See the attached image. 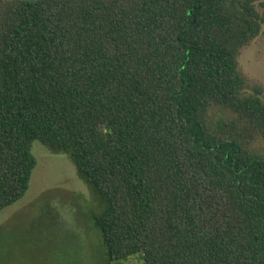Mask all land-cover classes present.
Here are the masks:
<instances>
[{
	"label": "trees",
	"instance_id": "16d2710c",
	"mask_svg": "<svg viewBox=\"0 0 264 264\" xmlns=\"http://www.w3.org/2000/svg\"><path fill=\"white\" fill-rule=\"evenodd\" d=\"M262 5L0 0V212L38 140L99 196L108 264H264V90L239 61Z\"/></svg>",
	"mask_w": 264,
	"mask_h": 264
},
{
	"label": "rangeland",
	"instance_id": "374dc122",
	"mask_svg": "<svg viewBox=\"0 0 264 264\" xmlns=\"http://www.w3.org/2000/svg\"><path fill=\"white\" fill-rule=\"evenodd\" d=\"M259 11L264 15V5ZM239 61L250 85L264 90V27ZM211 114L214 128L234 116L220 106ZM250 146L262 152L264 139ZM33 153L38 162L27 193L0 212V264H108L107 243L93 219L102 207L99 196L67 154L38 140ZM120 262L145 264L140 253Z\"/></svg>",
	"mask_w": 264,
	"mask_h": 264
}]
</instances>
